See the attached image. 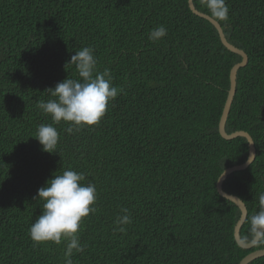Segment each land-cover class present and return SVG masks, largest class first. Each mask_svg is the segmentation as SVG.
<instances>
[{
	"label": "trees",
	"instance_id": "trees-1",
	"mask_svg": "<svg viewBox=\"0 0 264 264\" xmlns=\"http://www.w3.org/2000/svg\"><path fill=\"white\" fill-rule=\"evenodd\" d=\"M193 3L211 16L203 0ZM226 3L229 20L214 19L248 63L238 69L225 129L247 131L256 157L223 189L246 204L240 235L251 242L264 193V0ZM160 25L167 36L149 40ZM86 46L122 91L99 124L72 133L67 122L54 125L58 153L45 152L32 136L52 120L38 102L57 82L80 79L66 63ZM241 60L188 0H0V264H64L66 244H36L29 228L42 212L37 190L68 168L98 192L73 264H239L264 249V234L252 248L238 245L241 211L216 185L248 158L245 137L219 132L230 71ZM122 207L132 223L113 232Z\"/></svg>",
	"mask_w": 264,
	"mask_h": 264
},
{
	"label": "clouds",
	"instance_id": "clouds-1",
	"mask_svg": "<svg viewBox=\"0 0 264 264\" xmlns=\"http://www.w3.org/2000/svg\"><path fill=\"white\" fill-rule=\"evenodd\" d=\"M213 18L221 22L229 20V7L226 0H203ZM167 36V28L157 26L149 33L148 39L156 42ZM91 46L83 47L71 55L66 64L75 66L80 79L65 78L45 91L50 95L47 101L40 100L38 108L51 116L52 123L38 126L34 136L42 150L58 153L59 132L54 126L67 122V132H79L85 127L99 124L108 110L111 101L122 91L113 84L108 68L98 69V60ZM251 163V157H249ZM86 175L74 169H65L53 174L33 197L42 201V212L29 228V236L36 244L53 242L66 244L64 264H73L74 253H83L85 245L80 243L79 231L83 218L96 212L98 192L94 183H84ZM252 236L264 229V193L259 196V211L251 216ZM128 208H121L113 224V232H123L124 225L131 224Z\"/></svg>",
	"mask_w": 264,
	"mask_h": 264
},
{
	"label": "water",
	"instance_id": "water-1",
	"mask_svg": "<svg viewBox=\"0 0 264 264\" xmlns=\"http://www.w3.org/2000/svg\"><path fill=\"white\" fill-rule=\"evenodd\" d=\"M188 2H189V7L191 8V10L195 14L209 20L217 28L223 44L229 50H231L235 53H238L240 56H242V60L240 62L236 63L230 71V88H229L228 96H227V99H226V102L224 105L223 113H222V116H221V119L219 122V132H220L221 136H223L225 139H233V138H236L238 136L245 137L248 140V145H249L248 158L245 162H243L241 164H237V165L226 168L222 172V174L219 176L216 185H217V190H218L219 194L222 197L234 202L239 207V209L241 211L240 218L237 221V223L235 225V229H234V237H235L236 242L242 248H245V249L252 248L259 242L260 238L263 236L264 229H261L260 232H258L255 235V237L253 238V240L251 242H245L241 238L240 230H241L243 224L245 223L247 215H248V209L246 207V204L238 196H236L234 194H230L223 189V182L231 173H233L235 171H240V170L246 169L254 161V159L256 157V148H255L254 140H253L252 136L247 131L238 130V131H235L232 133H228L225 129V125H226V121H227V118H228V115L230 112V108H231L232 102L234 100V96L236 94L237 72H238V69L240 67H244L247 65L248 55L242 49L234 46L233 44H231L230 42L227 41L221 25L214 18H212L208 14L203 13V12L199 11L198 9H196V7L193 3V0H188ZM249 157H251V163L249 162ZM261 256H264V249H257L255 251H252L251 253L247 254L240 261L239 264H248L250 261H252L258 257H261Z\"/></svg>",
	"mask_w": 264,
	"mask_h": 264
}]
</instances>
